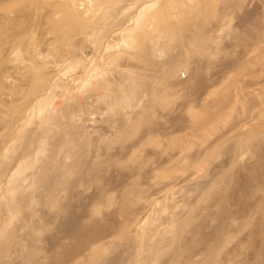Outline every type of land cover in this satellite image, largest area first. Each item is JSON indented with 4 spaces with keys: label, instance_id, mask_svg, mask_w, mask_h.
I'll return each instance as SVG.
<instances>
[{
    "label": "rangeland",
    "instance_id": "1",
    "mask_svg": "<svg viewBox=\"0 0 264 264\" xmlns=\"http://www.w3.org/2000/svg\"><path fill=\"white\" fill-rule=\"evenodd\" d=\"M228 1L120 0L91 18L0 0V264H264V186L235 184L242 140L264 138V105L237 104L258 86L264 101V78L255 50L235 65L234 42L211 68L202 48L210 25L252 13Z\"/></svg>",
    "mask_w": 264,
    "mask_h": 264
},
{
    "label": "bare ground",
    "instance_id": "2",
    "mask_svg": "<svg viewBox=\"0 0 264 264\" xmlns=\"http://www.w3.org/2000/svg\"><path fill=\"white\" fill-rule=\"evenodd\" d=\"M119 1L120 0H64V3L66 4V7H69L68 5L69 4H74L76 7H81V8H78V9H82V11H81V13L82 14H85V15H91L90 17L92 18L96 13H97V11H99V10H103V9H109L110 8V6L111 5H116V4H119ZM235 1V0H234ZM240 1H242V0H240ZM240 1L238 0V2L239 3H237L236 5H239L240 4ZM247 1V0H246ZM245 1V2H246ZM225 3V2H224ZM252 13H245V14H243V18H242V20L240 21L241 23L237 26V27H235V26H233V25H231L232 23H230L231 22V20H232V18L228 15V18L227 17H224V18H226L225 20H227L226 22H223V20H222V24H224V23H227V25H225L224 24V26H218V27H216V28H212L211 27V25L209 26V30H210V28H211V31H208V36H207V40L209 41V43H205V42H207V41H205L204 43H203V45H202V48H203V50L205 49V56H207L206 57V60H208L209 59V61L210 62H208L207 61V63L208 64H210L209 66H211V64H213L214 62L213 61H217V60H213V59H215V57L217 58V55L220 53V52H222L223 50H224V47H226V46H231L234 42H236L235 43V45L231 48L232 49V53L230 54V51H229V56L231 55V58H233L234 57V59H231V60H236L237 58V52L236 51H238V54H239V56H240V58L239 59H241L240 61H242V59L244 60V56H245V54H248L247 52H253L254 50H255V56H249L250 58H252L251 60H249V59H247L248 58V56L246 57L245 56V62H247V63H249L248 65H252V63H254L252 66H254V65H256L255 64V62L256 61H258L259 62V60H261L263 57H264V0H253L252 1ZM226 4L228 5L229 4V6H231L232 7V4L227 0V2H226ZM243 4H245V3H243ZM83 7V8H82ZM224 7H226V6H224ZM230 8V7H229ZM240 9V8H239ZM238 10V9H237ZM251 11V10H250ZM238 12H240V11H238ZM212 15V14H211ZM206 17H207V21H209L210 19H212V18H214L213 17V15H212V17L211 16H209V12L207 13V15H206ZM208 17H211L210 19H208ZM105 18H107V17H105ZM230 18H231V20H230ZM157 20V13L156 12H154V14H153V16L151 17V21H154L155 23L157 22L156 21ZM213 20V19H212ZM209 21V22H213V21ZM206 21V24H208V22ZM71 22V21H70ZM53 25H56V26H60V25H66V24H69L66 20H62V18H58V19H56V20H54L53 22ZM155 23H153V24H155ZM213 24V23H212ZM221 24V25H222ZM64 25V26H65ZM70 25V24H69ZM71 25H75V24H72L71 23ZM68 26L69 28H71V29H73L72 27L73 26ZM148 25H150V23L148 24ZM207 26V25H206ZM214 26V25H213ZM206 29H207V27H206ZM236 31V32H234L233 33V31ZM151 32H150V37H151V40L153 41V42H156V40H155V34H154V37H152V35H153V32L155 33V32H157V26L156 25H152V27H151V30H150ZM152 33V34H151ZM217 37H218V39H217ZM215 39H217V40H215ZM249 43H250V45H255L254 46V48H251L252 46H250L249 45ZM206 44V45H205ZM236 44H238V46H239V44L241 45V47L239 48V50H238V48L237 47H235L236 46ZM247 45H249L250 47H247ZM248 49H247V48ZM234 48H236L237 50H235ZM201 50V48H199L198 47V45H194L193 46V49H192V52H194L195 54H196V52H199ZM234 53H236V55L234 54ZM223 54V53H222ZM232 54H234V56L232 55ZM225 55H227V54H225ZM225 55H223V59L225 60V62H226V60L228 61V58H229V60H230V57L228 56V58L225 56ZM238 56V57H239ZM208 58V59H207ZM220 58V57H219ZM218 58V60H221L222 61V57H221V59H219ZM226 58V59H225ZM236 58V59H235ZM239 59H238V61H239ZM211 60H212V63H211ZM231 60H230V62H231ZM248 60V61H247ZM232 61V62H233ZM237 61V60H236ZM236 62L235 63V61H234V64L236 65H238V63H240V61L239 62ZM250 61H251V63H250ZM219 62V61H218ZM245 62H243V63H240V64H243V66L245 65ZM258 62H256L257 63V65L256 66H258V69L259 68H261V72L260 73H258L259 71H260V69H259V71L257 72V67H255L256 69V71H253V73H252V71L249 73V74H252V75H249L250 76V78L252 77V79H251V81L253 80V78L256 76V75H258V78H261V76L263 75L264 76V66H263V64H264V62H262L263 64H262V66H259L260 64L258 63ZM216 63V65L220 68L221 66V64H220V62H219V64H217V62H215ZM215 63H214V66H215ZM221 63H223V61L221 62ZM229 63V62H228ZM247 63H246V65H247ZM225 64V63H224ZM234 64H229L230 66H232V65H234ZM239 64V65H240ZM226 65V64H225ZM238 65V66H239ZM251 65L249 66V67H251ZM238 66H236V67H238ZM216 67V66H215ZM214 67V68H215ZM228 67V66H227ZM211 68H213L212 66H211ZM221 68H225L224 66L223 67H221ZM233 68V67H232ZM240 67H238L237 69H239ZM241 68H243V67H241ZM241 68H240V70L239 71H241ZM210 69V68H209ZM227 69V68H226ZM226 69H223L222 70V72L221 73H224V71H225V73H226V71H229V70H226ZM228 69H230L231 70V67H229ZM234 69V68H233ZM236 69V68H235ZM236 69V70H237ZM263 70V71H262ZM221 71V70H220ZM234 71V70H233ZM239 71H234V74H237L236 72H239ZM248 72H249V70H248ZM257 72V73H256ZM263 72V73H262ZM225 73H224V75H223V78H224V76H225ZM242 73V75L240 74V73H238V74H240L241 76H245V75H243V72H241ZM244 73L246 74V70H245V67H244ZM255 73V74H254ZM261 76H260V75ZM246 75H248V73L246 74ZM232 76V75H231ZM235 75H233V77H234ZM237 76V78H239L238 76L239 75H236ZM249 76H248V78H249ZM262 76V78H264ZM233 77H231L230 79L232 80L233 79ZM257 77V76H256ZM234 78H236V77H234ZM246 78V76L244 77V79ZM249 78V79H250ZM229 79V78H228ZM227 79V83L226 84H228V81L230 80H228ZM240 79V78H239ZM238 79V81H236L237 82V85H238V82L240 83L241 81ZM244 79H242L243 81H244ZM256 79V78H255ZM254 79V80H255ZM226 80V79H225ZM253 80V81H254ZM258 80V79H257ZM264 80V79H263ZM220 81H221V79H220ZM222 81H224L223 79H222ZM234 81H235V79H234ZM250 81V80H249ZM251 81H250V83H251ZM256 81V80H255ZM262 81V80H261ZM230 83L232 82V81H229ZM235 82V83H236ZM264 82V81H263ZM259 83V82H258ZM225 84V85H226ZM234 84V83H233ZM258 85V84H257ZM224 85H222L221 87H223ZM227 87L229 86H231V88H233V86L232 85H226ZM242 86V85H241ZM264 86V85H263ZM248 87V86H247ZM220 90H221V88L220 87H218ZM237 90H238V88H239V86L238 87H235ZM234 88V89H235ZM242 88V87H241ZM243 88H244V86H243ZM256 88V87H255ZM262 88V87H261ZM261 88L258 86L256 89L258 90V89H260L261 90ZM225 89H226V87H225ZM234 89H232L233 91H234ZM245 89V88H244ZM253 89V88H252ZM256 89H253V91H256V92H253L252 90L250 91V92H248L246 89V92H248V93H246V94H244V93H242L243 91H245V90H243L242 92H241V96L244 98V96H245V98L242 100L240 97V103L239 104H237L238 106L239 105H242L243 103H244V100H245V102H247V104L248 103H250V102H248V101H251V100H253V101H255V103L253 104V103H251V106H250V104H248L249 105V109L251 108L252 109V111H253V107L252 106H263L264 105V101H262L263 100V98H262V100H261V96H260V99H258V97H259V95L257 96V94L255 95V93H259V91H257ZM219 90V91H220ZM229 90V89H228ZM263 90V89H262ZM210 91V90H209ZM212 91V90H211ZM225 91V90H224ZM236 91V90H235ZM235 91H234V93H235ZM241 91V90H240ZM239 91V92H240ZM212 92H214V91H212ZM226 92V91H225ZM231 92V91H230ZM229 92V93H230ZM253 92V93H252ZM262 92V91H261ZM210 93V92H209ZM222 93V92H221ZM220 92H218V96H220V94H221ZM228 93V92H227ZM226 93V94H227ZM233 93V92H232ZM253 94V95H251V97L253 98H251L250 99V95H248V94ZM263 95H264V90H263ZM261 93V94H262ZM226 94H224V95H226ZM236 94H239L238 92L237 93H235L234 95H236ZM243 94H244V96H243ZM224 95H223V93H222V95H221V98H222V96H223V98H224ZM215 96V95H214ZM230 95H228V97H229ZM237 96V95H236ZM248 96V97H247ZM227 96H225V98H226ZM227 97V98H228ZM248 99H250V100H248ZM256 99H255V98ZM216 98V97H215ZM229 98H231V96L229 97ZM233 98H234V96H233ZM236 98H238V96L237 97H235V101H236ZM238 98V99H239ZM232 99V98H231ZM211 100V99H210ZM209 100V101H210ZM242 100V101H241ZM258 100H261L260 102L258 101ZM223 101V100H222ZM227 101V100H226ZM237 101H239V100H237ZM216 102H219L218 100L216 101L215 100V103ZM221 102V101H220ZM219 102V103H220ZM229 102V101H228ZM232 103L234 102L233 101V99H232V101H231ZM208 103H211V101L210 102H208ZM207 103V104H208ZM221 103H225V100L223 101V102H221ZM220 103V104H221ZM242 103V104H241ZM220 104H217V106H219ZM222 104V105H223ZM245 104V103H244ZM247 104H245V105H247ZM256 104H258V105H256ZM210 105V104H209ZM208 105V106H209ZM214 104H212V107H214L213 106ZM227 105H229V104H227ZM245 105L243 106H241V109H243L244 107H245ZM247 105V106H248ZM208 106H206L207 108H208ZM216 106V107H217ZM233 105H229V106H227V107H231V108H234V110H232L231 108L229 109V111L228 110H226V108H225V111H228L229 112V114L227 113V115L224 113L223 115H225V117H226V122L228 123H224V122H222V121H224L223 119H225V117L223 116V118H221L222 119V121L220 120V122L218 121L217 123H218V125L221 123H223V125L224 124H227L225 127L223 126V128H228L229 129V126L231 125V123H232V121L234 120V119H238V117H236L235 115V113L237 112V110L235 109L236 107H232ZM247 106L243 109V111L241 110V112H240V110H238V112L239 113H243V114H241V115H245V113H247L248 111H245L246 109H247ZM205 107V108H206ZM223 107V106H222ZM243 107V108H242ZM255 107V108H256ZM206 108V109H207ZM215 109L216 108H214V109H212L211 108V111L212 112H214L215 111ZM219 109V108H218ZM238 109V108H237ZM248 109V110H249ZM208 110H209V112L210 113H212L211 111H210V108H208ZM208 110H205V111H208ZM220 110H222V108L221 109H219V111ZM236 110V111H235ZM257 111L259 110V109H256ZM205 111L203 112V114L205 113ZM218 111V112H219ZM235 114H233L232 112ZM255 111V110H254ZM253 111V112H254ZM198 111H194L193 112V116H192V119H193V121L196 119V121L198 120V123H199V116L201 115V117L202 116H204L203 114H199V112L197 113ZM194 113H197L198 115H197V117L198 118H196L195 117V114ZM207 113V112H206ZM205 113V114H206ZM233 114L234 116L232 117V118H234V119H232V121H231V119H229V115L230 114ZM208 114V113H207ZM232 114H231V116H232ZM254 114V113H253ZM208 115H210V114H208ZM217 115V114H216ZM222 114H220V117H222L221 116ZM250 115H251V113H250ZM212 116H214V115H212ZM211 115L209 116V118L211 117V118H213ZM216 117V116H215ZM215 117H214V120H216L215 119ZM236 117V118H235ZM240 117V116H239ZM203 119V121L205 120L204 119V117L202 118ZM208 118L206 117V120H207ZM230 121H229V120ZM236 119V121H233V123L234 122H240V120H237ZM239 119H242L241 121H243V123H245V121H246V119H249V118H247V114H246V117L244 116H241V118H239ZM209 122H210V120H208ZM217 121V120H216ZM216 121H215V124L217 125V123H216ZM200 122H201V119H200ZM194 124H192V125H195L196 124V122L194 121L193 122ZM206 123H208V122H206ZM212 123V119H211V122H210V124L208 123V124H206L205 126L206 127H208V125H210L211 127H212V125H215L214 124V121H213V123ZM201 124H203V126H204V124L205 123H201ZM221 124H220V126H221ZM238 123H234L232 126H234L233 128H235L236 127V125H237ZM246 124V123H245ZM197 125V124H196ZM200 125V124H199ZM215 125V126H216ZM214 127V126H213ZM218 127V129L219 128H221V127H219V126H217ZM231 127V126H230ZM253 127L256 129H258V128H260V125H259V122H256V124H254L253 125ZM252 127V128H253ZM215 128V127H214ZM226 128V129H227ZM210 129V128H209ZM222 129V128H221ZM225 129V130H226ZM227 129V130H228ZM226 130V131H227ZM222 131H224V129H222ZM226 131H224V132H222V133H224L225 134V132ZM229 132H231V131H229ZM227 133V132H226ZM236 142V141H235ZM242 142H243V145H242V147H241V153H242V155H245V157L244 158H246V160L248 159H251V161L250 162H246L243 158V162H244V164L242 165V167H244L245 169H243L244 171H247L246 172V174L245 173H243V174H241L242 175V177H240L239 179H235V184H240V185H246V184H248V185H250V186H264V177L262 178L261 176H262V174H264V167H263V163H264V138H259V137H256L255 136V132H253V131H251V132H249V133H247V136H246V138L245 139H243L242 140ZM232 147H233V145H232ZM231 151V150H230ZM230 151H229V153H230ZM235 151V150H234ZM228 152V151H227ZM228 154V153H227ZM240 164H242V163H240ZM263 164V165H262ZM208 165V164H207ZM240 166V165H239ZM242 167H241V169H242ZM243 171V172H244ZM248 174V175H247ZM244 175V176H243ZM248 185H246V186H248Z\"/></svg>",
    "mask_w": 264,
    "mask_h": 264
}]
</instances>
